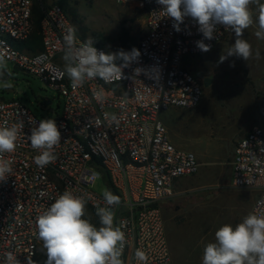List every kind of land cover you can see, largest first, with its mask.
Instances as JSON below:
<instances>
[{"label":"built area","instance_id":"obj_1","mask_svg":"<svg viewBox=\"0 0 264 264\" xmlns=\"http://www.w3.org/2000/svg\"><path fill=\"white\" fill-rule=\"evenodd\" d=\"M35 0H0V42L5 60L26 74L39 77L64 102L56 123L61 142L55 160L41 168L34 163L39 153L27 136L31 121H39L19 100L0 99V124L23 123L12 161L13 172L0 182V264L3 253L13 251L20 264H38L42 241L37 238L35 220L64 190L87 192V204L108 207L93 187L106 176L110 191L121 197L112 208L114 223L123 224L126 245L123 264H138L137 249L148 255V264H172L161 204L171 198L178 179L196 175L201 167L197 155L178 149L164 120L159 117L172 109L191 110L203 99L204 82L184 68V57L210 54L231 33L219 28L216 38L204 40L207 52L196 46L203 36L189 20L181 31L162 14L156 0H116L135 5L144 12V28L135 46L138 62L125 68L121 81L105 83L97 78L73 88L63 72V35L73 27L68 13L58 4L44 10L39 36L42 51L19 49L35 33ZM79 41H85L76 30ZM98 50H107L94 45ZM119 63V62H118ZM140 67L155 70L158 82L143 73L129 79ZM102 91V100L95 93ZM264 102V84L259 94ZM115 114L118 123L105 118ZM231 182L236 189L258 193L252 212L264 211V126L254 125L234 145Z\"/></svg>","mask_w":264,"mask_h":264},{"label":"rangeland","instance_id":"obj_2","mask_svg":"<svg viewBox=\"0 0 264 264\" xmlns=\"http://www.w3.org/2000/svg\"><path fill=\"white\" fill-rule=\"evenodd\" d=\"M45 1L47 5L65 3L80 35L85 40L91 37L96 43H104L107 51H130L143 32L144 12L135 10L134 4H118L116 0ZM251 10L254 22L244 30L242 38L251 44L253 56L248 61L232 56L220 62V56L234 43L232 31L210 54L185 56L184 68L203 82L211 79L212 84L204 87L197 108L172 109L159 115L172 143L178 149L194 152L201 164L196 175L178 179L173 196L161 204L172 264H202L203 249L214 242L215 231L225 223L235 226L241 222L258 196L251 189L234 188L231 182L236 141L252 126H264V102L259 97L264 84V39L255 35L258 6L252 5ZM122 27L128 31V43L121 41ZM35 33L39 35V28ZM2 70L5 75L0 80V99L19 100L40 119L56 120L62 114V98L39 77L26 74L7 61ZM4 81L11 87L5 88ZM42 100L51 101L49 109L40 104ZM105 190L110 191L106 176L93 187L99 195ZM87 212L99 226L94 211L87 207ZM45 260L41 250L39 264Z\"/></svg>","mask_w":264,"mask_h":264},{"label":"clouds","instance_id":"obj_3","mask_svg":"<svg viewBox=\"0 0 264 264\" xmlns=\"http://www.w3.org/2000/svg\"><path fill=\"white\" fill-rule=\"evenodd\" d=\"M163 6L164 17L171 18L175 31H181V25L189 20L203 39L196 42L199 50L207 52L210 44L204 40L216 38L218 27L230 29L234 43L226 54L220 56V62L235 56L248 61L253 56L251 44L243 39L244 30L252 26V5L258 6L255 35L264 39V3L261 0H156ZM96 41L89 37L81 42L76 29L70 27L63 35V72L73 88L82 87L85 82L101 79L105 83L121 81L124 69L138 62L141 55L136 48L130 51L118 49L115 52L98 50ZM110 47V46H109ZM3 42H0V68L6 64ZM119 62V63H118ZM158 82L155 70L137 67L132 75L134 80L141 74ZM5 88L11 87L7 81ZM102 91L95 96L102 100ZM105 118L118 123L115 114ZM23 130V123L4 122L0 124V182H6L13 172L12 161L5 154L16 151L17 141ZM32 149L39 154L34 157L38 167H45L55 160V149L61 142V132L55 119L31 121L30 135L27 136ZM108 207L96 205L95 215L99 226L94 224L87 212L89 195L83 190L79 194L74 190H64L54 201L36 217L37 238L42 241V252L46 256L44 264H123L121 259L126 245L123 224L114 223L112 208L121 203V197L109 190L102 193ZM214 242L203 249L202 264H264V211L249 212L235 226L225 223L215 231ZM135 258L138 264H148V255L137 249ZM3 264H20L13 251L3 253ZM28 264H32L31 260Z\"/></svg>","mask_w":264,"mask_h":264},{"label":"trees","instance_id":"obj_4","mask_svg":"<svg viewBox=\"0 0 264 264\" xmlns=\"http://www.w3.org/2000/svg\"><path fill=\"white\" fill-rule=\"evenodd\" d=\"M56 4L60 5L67 12L65 3L59 2ZM50 6L51 5L46 4L45 0H35L34 6H33V19L35 22V28L40 29V23L44 17V10L48 9ZM82 38H83V36H82ZM130 40L131 39L129 38L128 31H126V29L124 27H122L121 28V41L123 43H128ZM96 45L104 47V43H96ZM19 49L28 50V51L33 52V53H37L39 51H42L41 37L39 35H36V33H34L31 36V38L25 44L20 45ZM40 104L44 108L49 109L51 106V101L50 100H42V101H40ZM38 264H39V261H38Z\"/></svg>","mask_w":264,"mask_h":264},{"label":"water","instance_id":"obj_5","mask_svg":"<svg viewBox=\"0 0 264 264\" xmlns=\"http://www.w3.org/2000/svg\"><path fill=\"white\" fill-rule=\"evenodd\" d=\"M4 75H5V71H3V70L0 71V80L3 79ZM261 80L264 83V76L262 77ZM211 84H212V80L211 79H209V78H205L204 79V87H209Z\"/></svg>","mask_w":264,"mask_h":264},{"label":"crops","instance_id":"obj_6","mask_svg":"<svg viewBox=\"0 0 264 264\" xmlns=\"http://www.w3.org/2000/svg\"><path fill=\"white\" fill-rule=\"evenodd\" d=\"M134 48H135V47H134ZM252 127H253V126H252ZM252 127H251V128H252ZM251 128H250V129H251ZM250 129H249V130H250ZM249 130H248V131H249ZM254 202H255V201H254ZM253 205H254V203H253V204L251 205V207H250V212H252Z\"/></svg>","mask_w":264,"mask_h":264}]
</instances>
